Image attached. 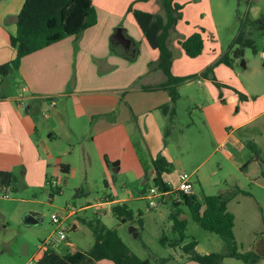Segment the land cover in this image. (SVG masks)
<instances>
[{
    "label": "rangeland",
    "instance_id": "1",
    "mask_svg": "<svg viewBox=\"0 0 264 264\" xmlns=\"http://www.w3.org/2000/svg\"><path fill=\"white\" fill-rule=\"evenodd\" d=\"M153 1L156 6L152 14L164 17L159 0ZM174 2L183 6L179 21L183 29L176 30L172 40L186 39L201 30L205 31L206 38L203 54L192 60L188 57L183 60L181 53L169 44L175 68L182 77L193 79L179 89L177 102L165 103L168 111L157 110L153 102L156 95L161 98L164 94L138 91L140 81L137 79L133 83H125L123 79L118 84L112 82L117 89L121 88L117 110L128 114L134 122L122 121L115 129L96 136L98 123L109 122L108 113L87 115L88 119L85 115L81 117L86 113L84 104L91 102L93 105L108 99L104 97L107 95L86 97L83 93L92 90L91 87L104 86L101 80L106 72L94 58L89 63L82 62L81 58L77 64H72L73 74L66 89L68 95L44 97L35 104L40 130L36 140L42 154L45 148L49 150L50 166L48 163L45 167L34 166L29 174H25L24 169H16L12 173L13 183L7 189L9 199L2 196L0 189V264L38 262L44 255L40 244L50 239L56 229L53 217L58 215L65 219L68 210L73 208L77 210L76 215L66 218L64 223L68 229L67 240L52 248L61 255L76 250L87 253L93 248L96 239L90 227L92 221H101L117 230L130 251L151 264H182L187 257L182 247L193 240L199 242L198 253L202 255L225 253V242L217 234L201 228L185 205L175 206L174 196L154 208L150 206L148 190L154 179L153 163L160 157L169 165L162 178L172 189L181 187L179 174L186 173L192 176V194L200 201L205 196L227 197L230 200L228 211L235 216L234 233L239 251L256 250L264 260L263 168L257 169L259 179L253 182L240 169L253 156L248 143L254 142L259 147L264 160V115L237 128L257 116L258 109L264 106V0ZM94 9L98 16V5ZM136 30L139 34L135 38L139 42L141 34L138 27ZM241 33V42L234 44ZM237 49L243 50V57H234ZM78 53L79 44H74L73 54ZM225 55L233 61L232 66L216 65ZM147 60L144 54L137 63L123 62V71L130 70V75L133 71L142 74ZM207 62L211 63L204 65ZM212 65L216 66L210 78H202L200 74ZM87 67L91 68L88 73ZM14 77L0 75V81L2 92L10 90L17 97L20 82ZM110 82L106 80V84ZM236 91L251 97L248 101L233 102L230 98ZM75 92L79 93L73 95ZM135 102H141L142 110L133 109ZM253 102L257 104V111L251 114ZM113 113L109 114L114 116ZM51 117L65 118V128L71 139L48 135L52 128L58 132L64 130L59 120L53 123V119L49 120ZM230 132H233L231 141L219 148L221 142L217 137ZM66 151L71 153L63 157L64 163L72 165L69 174L55 169L59 155ZM117 162L119 165H115ZM46 177L56 183L53 188L46 183ZM147 179L148 183L143 185ZM57 187L61 191L59 194L54 192ZM109 198L121 200L119 206H127L126 222L114 213L113 205L100 204ZM178 212L179 219L185 221V240L172 246L180 236L174 231L170 217ZM131 227L136 228L137 238L130 233ZM26 246L28 254H24ZM263 260L258 264H264ZM222 264L245 263L226 258Z\"/></svg>",
    "mask_w": 264,
    "mask_h": 264
},
{
    "label": "crops",
    "instance_id": "2",
    "mask_svg": "<svg viewBox=\"0 0 264 264\" xmlns=\"http://www.w3.org/2000/svg\"><path fill=\"white\" fill-rule=\"evenodd\" d=\"M92 1L94 7L95 5H98L97 24L95 26L87 29L79 36L66 38L65 40L55 43L43 50L27 55L22 59L19 70L13 72L9 76H16L14 77V79L16 78L20 82L19 96H14V94H12L10 90L2 92V80L0 81V172L13 173L16 169H24V173L29 174L30 169L34 166L45 167L47 163L50 166L49 158L51 154L49 150L45 148V152L44 154H42V152L40 151V145L36 140V137L37 135H39L40 130L39 121L36 119L38 108L35 104H37L41 100V98L44 97L68 95L66 89L68 83L71 81V77L73 74L72 64H77L78 60H80L81 58V61H85L86 63H89L91 61V58H94V60H96L98 64H100L101 69L106 72V74H104L105 76L102 77L101 80L104 86H99L98 89L91 87L92 90L87 89L83 91L86 97L102 95H107L104 97H108V99H101L93 105H91V102H87L83 105L86 113L81 116L82 118L84 117V115H89L90 117H92L95 115H104L108 113L107 115L109 116V122L104 123V121H102L98 123L97 132L95 133L94 131L96 136L102 135L107 131L115 129L116 126L122 123V121H124V123L126 124H132L134 122V119H132L128 114H122L121 110H117L119 99L118 95L119 91H121V88L117 89V86H114L112 82L114 84H118L120 83V80L123 79L125 83H133L137 79L138 81H140V84L137 87L138 91L164 94L161 98H158L156 95V99L155 101H153L154 103H156L155 108L157 110H164L163 107L168 105L169 102L171 103V97L167 91H151V89H146L148 87L151 88L162 84L166 80V77L163 72L156 67V64L159 61L160 57L159 51L150 47L143 32L136 22L133 13L130 12V8L133 7L134 10L153 13L156 6L154 1ZM24 3L25 0H0V65L10 62L16 57V50L10 45V37L17 33V18L24 6ZM128 22L131 25L125 24ZM137 27L139 28V32L141 34L139 42L136 41L135 38V35L139 34L136 30ZM120 28L125 31V34L131 40L132 45L130 48H127L124 45L118 43L116 44V46L113 45L112 38L115 35L117 29ZM178 29H183V25H180V22L176 27V30ZM203 36L204 38H206L205 32ZM177 40L178 38L170 42L171 47L178 50L181 53L182 59L184 60L188 56L181 50L180 46L177 43ZM137 43L139 44V47ZM74 44H79L78 55L73 54ZM144 54L148 57V60L147 68L142 74L133 71L132 75H130V70L123 71V62H129V59L136 55V60L132 62L137 63V60L140 59V57H142ZM211 62H207L204 65H209ZM151 64L153 65L152 68L150 66ZM86 66L91 65L86 64ZM92 67L95 69L94 65ZM201 68L199 70H201ZM90 69L91 68L87 67L86 73H88ZM147 70L148 73H146ZM173 72L176 76H183L182 73L180 71L178 72V70L175 68L174 62ZM106 80H110L111 82L109 84H106ZM182 87L183 86H181L179 89H181ZM79 90L82 91L80 86ZM244 91L247 94L249 93L245 90V88ZM78 93L79 92H75L72 94L77 95ZM247 94L246 96L249 100L251 95L249 94L248 96ZM127 99L130 103L131 99L129 97ZM230 99H232L233 102H241L237 99L235 94H232ZM162 104H164V106H161ZM133 105L134 110H142L141 102H135ZM251 105L252 114L253 110L254 112L257 111V104L253 102ZM26 106H28L27 109H25ZM262 107L263 108L258 109L257 116L252 117L245 123L239 124L237 128H241L245 124L255 120L257 117L263 116L264 106L262 105ZM112 111H114V116L109 114ZM51 119L54 120V123L58 118L51 117L49 120ZM58 120L60 122V125L64 127V130L58 132L54 128H52L48 135L50 137L63 135L67 139H71V134L69 133V131H66L65 128V118L59 117ZM59 122L57 121V123ZM137 124L138 120L136 119V125ZM232 134L233 132H230L223 137L222 135L219 138L217 137V140L221 142L219 148H222L223 145L231 141ZM68 155H71L69 151H66L65 153L59 155L56 161L55 169L59 168L63 172L67 171V167L69 166V173L71 172L72 165L63 162V157ZM105 160L106 164L109 166L107 157L105 158ZM169 160L171 159L169 158ZM154 174V171H152L153 176ZM50 180L51 179L46 177V183H48V181ZM147 183L148 181L145 180L143 185H146ZM119 203H122L121 200H112L109 198L106 199L104 203L100 204L113 205L114 208L116 205L118 206ZM73 228L76 229L77 226L75 225L73 226ZM249 252L259 253L256 250H250ZM207 254L212 253L208 252L204 255ZM184 261L185 262H183L182 264H200L198 262L190 261L187 259H184ZM108 263L114 264L110 261H101L96 264Z\"/></svg>",
    "mask_w": 264,
    "mask_h": 264
},
{
    "label": "trees",
    "instance_id": "3",
    "mask_svg": "<svg viewBox=\"0 0 264 264\" xmlns=\"http://www.w3.org/2000/svg\"><path fill=\"white\" fill-rule=\"evenodd\" d=\"M148 2L150 0H139ZM164 11V17L157 14L142 12L130 8V12L143 32L147 42L152 49L160 53L156 67L163 72L166 80L157 86L146 88L151 90H165L171 97V102L179 100V88L193 77L176 76L173 72V53L169 48L170 40L176 27L181 20V10L183 6L176 4L174 0H159ZM97 24V15L92 0H25L24 6L17 18V33L10 37V45L16 50V57L10 62L0 65V75L9 77L13 72L19 70L22 59L30 54L43 50L55 43H58L72 36H79L87 29ZM264 25V21H262ZM121 29V28H120ZM118 30V29H117ZM123 34L129 38L122 29ZM204 30L196 32L186 39H178L177 43L181 50L189 58H197L203 54L205 49ZM241 34L234 44L241 42ZM117 42L113 41L116 46ZM234 45L231 47L233 49ZM244 52L237 49L234 52L235 58H241ZM136 60V55L129 59ZM233 61L229 56H223L216 65L226 64L232 66ZM212 65L200 74L202 78L208 79L213 74ZM152 68V64L150 65ZM235 96L241 102L247 101L248 97L236 91ZM168 111L169 106L163 107ZM247 146L252 151L253 156L241 166V171L250 181H256L259 176L257 169L262 167L264 176V160L261 157L259 147L253 142ZM153 184L161 191H168L170 187L164 182L162 175L168 171L169 165L164 158L154 161ZM68 174L70 167H67ZM13 174L10 172H0V189L7 193V189L13 183ZM148 181V179H147ZM53 182V181H52ZM52 182L48 185L52 187ZM53 188V187H52ZM54 192L60 193V189L55 188ZM242 192V191H239ZM229 199L224 195L205 196L200 201L195 195H182V201L174 200V205L180 207L185 205L195 222L206 231L217 234L226 244L225 253H212L201 255L197 253L198 242L193 240L182 247L187 256L186 259L200 264H221L225 258H234L245 264H257L263 260L262 255L255 252L242 253L236 241L234 228L235 216L228 211ZM113 211L120 217L122 222H126L128 211L127 206H115ZM173 229L179 232V240L172 246L180 245L185 239V221L179 219V212L171 215ZM90 227L95 235L93 248L85 253L73 251L61 255L52 248L44 252L43 257L35 264H96L101 261H110L114 264H151L149 260H141L133 254L124 243L117 230L108 228L101 221L91 222ZM163 240V244L165 245Z\"/></svg>",
    "mask_w": 264,
    "mask_h": 264
},
{
    "label": "built area",
    "instance_id": "4",
    "mask_svg": "<svg viewBox=\"0 0 264 264\" xmlns=\"http://www.w3.org/2000/svg\"><path fill=\"white\" fill-rule=\"evenodd\" d=\"M192 176L188 175L186 173H180L179 174V180L181 182V187L178 189H172L170 187V190L168 191H161L158 187H156L154 184H152L148 190V198L150 199V206L152 208L156 207L158 203L163 201L164 199L171 198V196H174L175 200L180 202L182 201V195H190L193 191V183L191 181ZM56 183L52 182V187H54ZM2 196L4 198L9 199L8 193L1 192ZM0 193V197H1ZM77 210L75 208L69 209L67 217H73L76 215ZM65 219H63L61 216H54L52 219V223L56 226V229L54 231V234L50 239L47 241H44L40 244V249L44 250V252L49 249L53 248L54 246L59 245L60 243L67 240V234L66 230H68L64 223ZM35 259V258H34ZM36 263V260L34 261V264Z\"/></svg>",
    "mask_w": 264,
    "mask_h": 264
},
{
    "label": "water",
    "instance_id": "5",
    "mask_svg": "<svg viewBox=\"0 0 264 264\" xmlns=\"http://www.w3.org/2000/svg\"><path fill=\"white\" fill-rule=\"evenodd\" d=\"M112 41H116L118 44H122L127 48L131 47V40L129 38H127L124 34L122 29H118L115 33V35L112 38ZM115 165H119V162L115 163ZM34 216H38L39 214L37 213H33ZM130 233L134 235V237H138L139 234L137 233V230L135 227H131L130 228ZM26 248V249H25ZM24 254H28V249L27 246L24 247Z\"/></svg>",
    "mask_w": 264,
    "mask_h": 264
}]
</instances>
